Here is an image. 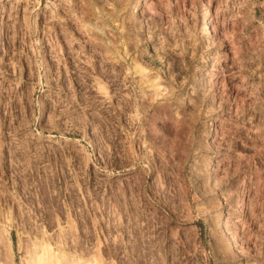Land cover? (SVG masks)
Wrapping results in <instances>:
<instances>
[{
	"label": "rangeland",
	"instance_id": "374dc122",
	"mask_svg": "<svg viewBox=\"0 0 264 264\" xmlns=\"http://www.w3.org/2000/svg\"><path fill=\"white\" fill-rule=\"evenodd\" d=\"M124 1L0 0V264H264V0Z\"/></svg>",
	"mask_w": 264,
	"mask_h": 264
},
{
	"label": "bare ground",
	"instance_id": "6f19581e",
	"mask_svg": "<svg viewBox=\"0 0 264 264\" xmlns=\"http://www.w3.org/2000/svg\"><path fill=\"white\" fill-rule=\"evenodd\" d=\"M87 1V0H86ZM118 2H116L115 4V7H117L120 3V1L122 0H116ZM124 1V0H123ZM125 2V1H124ZM118 3V4H117ZM88 4V3H87ZM121 5V4H120ZM86 12L83 14L84 18L80 19L79 21V31L84 34L85 36L88 37V42H91L93 45L95 46H99L100 48L104 49V50H107L109 51V48H111L113 50V48H115L113 45L111 46V44H113L112 41H115L117 42L116 40L117 39H122L123 35H119L117 34L116 32V37L117 39L116 40H109L107 37H110L108 36V28L110 27V24H109V21H108V18L106 15L98 12L100 11V9H98V11L94 8L95 5H86ZM93 6V7H92ZM126 6V5H125ZM96 7V6H95ZM119 7V6H118ZM138 7V3L136 2L134 5H133V10L135 11ZM97 8V7H96ZM122 8V7H121ZM120 8V9H121ZM123 9V8H122ZM103 10V9H102ZM119 13H120V10L118 9ZM117 11V12H118ZM104 12V10L102 11ZM107 14V13H106ZM118 16V14L115 13V16ZM110 16H112L110 14ZM116 16V17H117ZM114 17V15H113ZM84 19V20H83ZM202 19H203V22L199 28V32L201 35H203L204 37L208 38L210 35H211V29L213 27V18H212V12L210 11V9L206 6H204V9H203V14H202ZM126 21V20H125ZM111 28V27H110ZM111 30H114V28H111ZM114 32V31H113ZM115 33V32H114ZM121 33V32H120ZM137 33V32H136ZM111 34V33H110ZM83 35V36H84ZM113 35V34H112ZM128 36V35H126ZM137 36V35H136ZM86 37V38H87ZM135 38V37H134ZM120 41V40H119ZM118 41V42H119ZM131 40H129L130 42ZM114 42V43H115ZM137 42V41H136ZM134 43V42H133ZM117 45V44H116ZM116 49V48H115ZM109 53V52H108ZM115 53V52H114ZM136 69H138V67L136 66ZM139 71H143L142 69L140 70V68L138 69ZM154 86V85H153ZM157 86V89L159 88L158 84H156ZM155 86V87H156ZM99 88V87H98ZM103 89H105L104 87H102ZM106 91V89H105ZM104 92V91H103ZM107 93V91L105 92V94ZM220 218V217H218ZM217 218V219H218ZM143 237V236H142ZM138 239V237H137ZM137 241V240H136ZM143 241V240H142ZM145 241V240H144ZM143 243V242H142ZM139 244V243H138ZM150 244V243H149ZM153 245V244H152ZM138 247V246H137ZM161 247V246H160ZM152 248V247H151ZM148 249V248H147ZM163 249V247H162ZM142 251L141 250L140 254H141V257L143 256L142 254ZM145 251V250H144ZM147 251V250H146ZM151 251V250H150ZM148 252V251H147ZM158 252V251H157ZM150 253V252H149ZM162 253V252H161ZM152 254V253H150ZM139 255V254H138ZM148 256V255H147ZM140 257V256H139ZM140 257V258H141ZM144 257V256H143ZM155 257V256H154ZM147 258V257H146ZM151 259V258H150ZM164 259V258H163ZM152 260V259H151ZM154 260V259H153ZM160 261V260H159ZM163 261V260H161ZM142 262V261H141ZM162 262H160L161 264ZM164 263V261H163ZM151 264V262H150ZM157 264V263H156ZM159 264V263H158Z\"/></svg>",
	"mask_w": 264,
	"mask_h": 264
}]
</instances>
